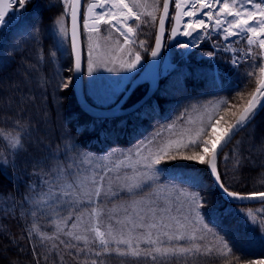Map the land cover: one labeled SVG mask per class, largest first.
I'll use <instances>...</instances> for the list:
<instances>
[{
	"label": "trees",
	"instance_id": "16d2710c",
	"mask_svg": "<svg viewBox=\"0 0 264 264\" xmlns=\"http://www.w3.org/2000/svg\"><path fill=\"white\" fill-rule=\"evenodd\" d=\"M62 12L66 13V8L61 0H32L26 2L15 24L0 31V137L16 136L22 142L19 151L9 153L11 162L6 169L0 165V250L4 254L0 257L7 260V264H93L92 252H75L81 245L67 247L61 243L46 255L45 248L37 242L32 221L46 234L63 221L70 224L76 216L85 217V212L92 211L95 192L89 200L85 195L84 203L71 200L68 209L52 212L38 199L39 191L48 184L42 185L40 181L57 180L58 184L61 180L69 181L80 174L83 155L105 152L113 145L114 136L118 144L127 145L129 127L133 132L152 137L178 120L186 102L191 105L209 95L224 97L230 103L234 97L254 91L261 78V61L257 57L244 63L234 74L236 88H227L230 84L225 85L221 75L225 56H221V63H214L203 57L197 58L199 49H196L160 80L158 91L138 111L116 119L92 118L79 108L72 88L64 87L68 75L64 68L70 65L71 57L69 46L65 50L60 47L58 24L54 23ZM133 27L137 41L144 42L145 50L141 54L146 63L155 36L152 21L140 19ZM223 86L225 89L220 90ZM146 91V83L138 86L127 99L126 106L137 102ZM150 111L155 114L149 115ZM124 119L128 120L127 127L122 123ZM262 124L264 108L249 126L235 135L218 158L217 169L229 191L240 194L264 192V164L248 161L253 151H261L260 157L264 158ZM250 127L255 129L248 136ZM4 146L0 139V153L4 152ZM181 152L191 154L190 150L183 149L176 154V163L163 168L197 177L199 184L187 187L199 193L205 202H211L212 208L205 210L207 205L202 207L206 224L201 223L204 228L199 235L201 240L189 243L187 236L173 242L171 247L191 248L195 245L201 250L182 255L154 253L155 259L152 255L132 257L99 250L97 264H248L264 259V202L235 204L223 200L216 189L209 188L213 187V182L207 165L180 159ZM83 176L87 177L84 172ZM137 191L123 196L128 193L124 191L112 197L110 208L116 216L111 217L124 223L139 220L143 215V219L151 221L156 215L155 205L150 208L147 200L156 203L154 190L146 186L142 192ZM205 191L209 192V199L205 197ZM257 211L255 223L250 216L246 218L247 213ZM110 215L111 212L100 218L97 215L99 226L106 231L108 224L104 222ZM109 227L112 230L117 227L121 235L117 224ZM220 237L229 243L231 252L224 249Z\"/></svg>",
	"mask_w": 264,
	"mask_h": 264
},
{
	"label": "rangeland",
	"instance_id": "374dc122",
	"mask_svg": "<svg viewBox=\"0 0 264 264\" xmlns=\"http://www.w3.org/2000/svg\"><path fill=\"white\" fill-rule=\"evenodd\" d=\"M30 1L32 0H27V2ZM85 1V3H89L95 0ZM125 1L126 3H129L131 6H133L134 12L139 13L143 21L147 19L152 21L151 15L149 14H154L157 17L154 22L152 21L155 31L161 10V4H159L157 0H137L140 6L136 7L133 3V0ZM256 2H259V0H256ZM227 3L230 5L236 3V6L240 7V5L244 3V0H227ZM244 6L251 9V5L244 4ZM24 7L19 8L16 4L14 15L10 16L11 23L3 29H6L10 25H13L17 22L24 10ZM182 8H184V6ZM177 11L178 10L175 8V4L172 2V8L169 17L171 24H168V31L172 25V18L176 15ZM207 11V9H204L202 12ZM233 11H235V9H233ZM68 13L69 8H66V15L62 18L67 29ZM198 15L203 16L202 13H199ZM224 18L225 17L222 14L221 19ZM85 19L87 20L88 25L93 21L90 20L89 16H85L83 23ZM227 19L231 20L233 17L228 16ZM137 21L139 20L134 19L129 24V26H131L134 31L133 39L128 45H124L123 37H121L120 34L113 30L108 24L100 23L95 26H89V29L92 27L99 28V32H90L88 29H85L82 26L84 46L83 86L85 95L97 107H109L115 104L117 97L125 92L130 81L135 76H140L147 67H150L148 62L149 60L146 63L143 61V56L141 53L144 52L145 47L141 48L139 46L141 41H137V34L135 32V28L133 27L134 22ZM184 22H186V20ZM207 22L210 27L203 31L210 32V35L203 37L199 43V47L188 48L185 50L181 47V44H187L186 39L180 40V43H177L172 47L171 56L174 66L185 61L190 52L199 49L196 53L197 58L203 57L214 61V63H221V56H225L222 59L223 67L221 69V75L223 78V73L225 70L229 69L236 74L240 71L241 66L243 67L244 63L249 62L250 60H253L257 57L260 58V66L263 68L264 56L259 55L261 50L256 46H252L253 55L251 56V59L242 58L240 60V66H233L230 61V57L236 55V53L229 51L231 53V55H229V52L224 51L223 46L228 43V41L224 40V33L216 28L213 21L207 19ZM249 23L253 24L254 22L249 21ZM229 40L232 41V43L229 44V48L237 49L238 53L242 57H244V54L249 51V47L246 44L243 36L229 37ZM59 41L60 47L65 50L68 46V37L59 34ZM61 41H63V44H61ZM89 44L92 45V58L96 63L92 76H89L87 67ZM121 45L124 46L123 51L119 50ZM136 51H138L141 55L139 64H137V66L130 71L121 68V61L130 59L128 53ZM207 53H214V57L206 55ZM108 68H114L115 70L109 72L107 70ZM64 69L68 70L66 84L68 87H72L71 63ZM263 74L264 73H261V78L263 77ZM261 78H259L260 81ZM148 80H150V78ZM225 81V85L228 83L230 84L227 88H236V85L230 82L231 80L225 79ZM223 89H225L224 86L220 88V90ZM113 90H116V94L112 95L110 100H105L104 97L106 95H111ZM253 92L254 91L250 90L249 92L238 95V97H234L230 103L227 102V108L223 103V101H226V99L221 96L208 97V95L205 97V99H201L196 103L192 102L191 105L185 103L177 122L172 125H168L164 130H162L163 132L160 131L157 134H154L152 137H149L147 134L133 132L132 128L129 127V129L126 131V133L129 135V143L127 145L118 144L116 141L117 137L114 136V138L111 140L113 145L109 146V149H105V152L99 154L88 153L83 155L81 170L79 171L80 174L77 177H74L69 181L61 180L59 184L57 180L47 182L44 179L46 182L40 181L42 185L48 184L47 187L39 191L38 199L40 198L41 204L45 205L46 209H50L52 212H56L58 209L60 210L62 208L68 209L67 206H69L70 202L72 201L84 203L85 195L86 200H89L92 198V194L95 192L97 187L101 189V195L99 197L94 194V198L92 200V211L89 208L90 210L84 213L87 215L85 216L86 218L82 215H79V217L76 216V219L74 218L70 224H67L63 221V223L54 226L52 231L48 234L44 233L40 228H37L32 221V228L36 234V239H38L37 242L45 248V254H50L52 250L61 243L67 247L81 245L82 247L77 248L75 252L77 254H81L82 252L84 254L87 252L88 254L92 252V255H94L93 262L97 264V253H99V250L105 253L117 255L120 254L116 251V249L119 248L121 252L132 257H137L140 255L147 256V253L155 248H177L176 245L175 247H171V244L173 242L181 241L182 239L170 240L164 233H168L174 237L182 235L184 238H186L189 236L188 241L189 243L193 244H195L196 241L198 242V240H201L199 235L204 231V228H201V223L203 222L206 224V220L204 219L203 209L196 208L189 198V194L195 193L187 187L192 185L191 181L189 180V178L192 176L185 175L181 171L178 172L163 168L164 165L176 163V159L173 160L165 157V159H163L160 164L149 168L146 167L149 162L145 159V157H147L150 152L155 153L159 145H163L170 140L176 141L183 139L184 142H187V140L191 136H194L195 132L200 128H205L206 131L210 132L211 129L207 127L209 121L211 120V122L214 123L221 116H223L224 119L221 121V124L218 127L221 129L227 128L228 125L235 121L236 117L244 109ZM233 113H235V115H233ZM153 114H155V112H149V115ZM182 116L184 117L182 118ZM127 121V119L122 121L124 127L128 126ZM262 128L264 129V124H262ZM254 129L255 128L250 127L247 135L250 136ZM13 138L17 137L11 135L0 137L1 142H3L5 145L4 152L0 153V165L4 169H6V166H8L11 162L9 153L16 150V147L12 143ZM178 152L179 151L176 150V146L173 145L170 149V153L172 155H176ZM260 155H262L261 151H258L257 153L253 151L248 161L252 162V164L254 163L255 165L264 164V158L260 157ZM209 157L210 154L206 155L205 160L207 161ZM191 163L199 165L201 164L195 160L191 161ZM205 164L207 165V163ZM83 172L87 175L86 178L83 176ZM82 177L85 179H82ZM69 185H71V187H69ZM146 186H151V189L154 190L153 193L155 194L156 203H154L152 199L147 200V205L150 208L153 204L155 205L153 210L155 211L156 215H153L151 221L148 222L143 219L144 217L141 214L142 216H139L141 219L132 221L127 220L128 222H124L127 223L125 226L124 223L119 222V219L117 221L115 217H111L116 216L113 209L110 208V201L112 200V197L116 196L117 193H123L124 191H127L128 193H123V196L131 194L137 190V192L140 193ZM209 188L212 189L214 186L212 187L211 185ZM151 195L152 194H150V197ZM204 195L207 199L210 198L209 192L205 191ZM210 203L211 202L205 203V205H207L205 210L210 207ZM210 208H212V206ZM93 210H95V212ZM108 212H111V215L108 219L105 218L104 223L108 224L106 231L99 226L97 222V215L98 218H100ZM136 212L137 211H135V213ZM258 212L259 211H257V213H252L250 215L251 219L253 216L257 217ZM114 224H117L118 227H120L119 232L124 238L132 240L131 247L125 243L117 244L111 239V237L107 236L108 232H112L113 235L117 237L121 236L116 230L117 227L114 230L110 229L109 226ZM140 224L145 226L137 227V225ZM152 224H156L157 227H148V225ZM161 224L168 225V227H159ZM93 227H98L100 232L105 234L104 238L109 241L107 245H101L100 237H98L96 233L92 231ZM149 233H151V239L157 241V243L148 244L144 242ZM77 236L82 237V239H76ZM83 237H87V241H85ZM137 238H139L138 245ZM105 249H107V251H105ZM133 250L139 252V255H133ZM154 253L157 252L152 251L151 255L153 256ZM158 254L161 255V253ZM0 255H4L1 250ZM0 264H7V260L0 257Z\"/></svg>",
	"mask_w": 264,
	"mask_h": 264
},
{
	"label": "snow or ice",
	"instance_id": "6c2138e0",
	"mask_svg": "<svg viewBox=\"0 0 264 264\" xmlns=\"http://www.w3.org/2000/svg\"><path fill=\"white\" fill-rule=\"evenodd\" d=\"M17 6L19 8H23L25 6V3L27 0H15ZM63 5L66 8H70L71 10V34L69 36L68 29L65 26L63 22V17L66 15V13H61L60 16L57 17L55 24H59L58 34H62L63 36H67L70 42V46L72 51L75 53V60H74V69L76 72H80L81 70V52L78 50V31H77V10L80 6V0H61ZM172 2L175 4V8L178 10L175 17L172 19L175 20V26L171 28L170 32V38L175 39L178 35H182L184 37H189L190 42L187 44H181V47L187 50L188 48H195L199 47V41L201 40L202 36L210 35V32L205 31H197V29L205 30L210 27V25L206 24L205 20L195 18L197 13V8L203 10L207 9V12H202L203 15L207 16L208 20H211L214 22V25L216 28L224 33V40L228 41L227 44L223 46L225 52H234L236 55L230 57V61L233 64V66H240V60L242 58L251 59V56L253 55L252 52V46H256L258 49H260L259 55L264 56V0H259V2H256V0H244V3L240 5V7L236 6V3L229 4L227 3V0H192V3L189 5L190 10L188 11H180L182 8L183 3H186V0H172ZM133 3L136 7H139V3L137 0H133ZM244 4L251 5V9L244 6ZM107 6L106 3H101L99 5L97 4H88L87 11L92 12L93 8H103ZM169 6H170V0H163V14L159 16V33L155 36V47L151 52V55L153 57L157 56L158 50L162 46V39L164 37L165 33V22L166 19L169 17ZM218 6V10H217ZM13 4L11 2L4 4L0 6V31L3 30L4 27H6L8 24L11 23V17L6 18L8 16V13L4 10V8L12 9ZM112 8H118L119 13L116 12H109V13H103L98 12L96 13V16L93 20L94 25H98L100 23H105L111 26L113 30L118 32L121 37H123L124 45H128L131 42L129 33H133V28L127 24V21L130 19L140 20L141 15L139 13L134 12L133 6H131L129 3H126L125 0H115V3L112 5ZM235 9V11H233ZM224 15V19H221V15ZM14 15V14H13ZM151 15V19L154 22L157 17L154 14ZM187 16V17H193L195 19H191L187 22H182L181 17ZM231 16L233 19L228 20L227 17ZM249 21H253V24H250ZM171 24V20L168 21ZM83 27L85 29H88L90 32H99V28L92 27L89 29V25L87 20L85 19L83 23ZM127 29L124 31V29ZM243 36L246 44L249 47V51L244 54V57H242L237 49H230L229 44L232 43V41L229 40V37H240ZM91 39V37H90ZM177 43H180L177 41ZM61 44H63V41H61ZM141 48L144 47V42L141 41L140 45ZM120 51L124 50V46L121 45L119 48ZM92 52L93 48L92 45L89 44V52H88V74L89 76H92L94 67L96 66L95 61L92 58ZM54 55V54H53ZM130 59L128 60H122L121 61V68L126 69L130 71L131 69L135 68L137 64H139L141 60V55L138 51L136 52H129L128 53ZM206 55L210 57H214V53H207ZM71 70V69H70ZM109 72L114 71V68H108ZM261 73H264V68L260 69ZM72 80L74 82L75 77H72ZM64 87H68L67 84L64 85ZM116 94V90H113L111 95H106L104 97L105 100H110L112 95ZM264 82H261L260 86L257 87L255 93L252 94V98L247 101L246 106L244 107L243 111L239 114L238 119L234 124L228 125L227 128H219L218 126L221 124V121L224 119L223 116H221L219 119H217L214 123L209 121L208 128L211 129L210 132L206 131L205 128H200L198 131L195 132L194 136H191L187 142H184L183 139L176 140V141H168L163 145H159L157 147V151L155 153L150 152L147 157H145L146 160H148V164L146 167L151 168L154 165H158L161 163L165 157L169 159H177L176 155H172L170 153V149L173 145L176 146L177 151H181L182 149H188L191 151L190 155H184L181 152L180 159L188 160V161H198L201 164L207 163L210 165L209 173L214 175V179L218 181V187L221 188L222 191L225 192L226 195L233 199L238 200H244V199H253L256 197L261 198V202H264V192L259 193H251L247 195H243L240 193H236L233 191H229L228 187L224 185V183L221 181L220 173L217 170V165L215 163L216 156H217V148L219 146L220 152L223 151V148L227 146L228 143L231 142L232 138L237 134L238 131L242 130L244 127H247L248 124L252 122L253 119H255V116L257 114V111L259 108H264ZM226 108L228 107L227 101H223ZM85 110L91 111L87 103L84 105ZM235 107V106H233ZM230 110V109H229ZM95 115H99L94 113ZM235 115V113H233ZM219 133V134H218ZM13 145L16 147V150L19 151V149L22 147V142L20 138H13L12 141ZM209 159L206 161L205 156L209 155ZM158 171V170H157ZM264 179V178H262ZM189 180L193 185H198L199 180L197 177H190ZM138 186V185H137ZM71 187V185H69ZM95 195L99 197L101 195V189L97 187L95 189ZM189 198L193 205H195L196 208H202L205 205V201L201 198L199 193H191L189 194ZM95 212V210H93ZM251 213L246 214L247 216H250ZM252 222L255 223V216L252 217ZM145 225L140 224L137 225V227H144ZM75 227V225H74ZM150 228H156V224L148 225ZM159 227H168V225L161 224ZM183 227V226H181ZM208 231H212V228H208V225L204 226ZM215 225H213V228ZM92 231L96 233L98 237H100V243L101 245H107L108 240L104 238L105 234L101 233L98 227H93ZM168 236V238L171 239H183L184 237L182 235L180 236H171L168 233H164ZM107 236L111 237L113 241H115L117 244L125 243L128 244L129 247H131L132 240L124 238L122 235L120 237H117L113 235L112 232H108ZM76 239H82V237L77 236ZM85 241H87V237H83ZM221 241L223 242L224 249H227L228 252H231V248L229 247V243L227 241L223 240V237H220ZM145 243L148 244H155L157 241H154L151 239V233L148 234V237L144 240ZM139 243V238H137V245ZM201 249L199 246H192L191 248H155L152 251H155L157 253H161L164 255H182L189 251L199 252ZM107 251V249H105ZM116 251L120 254H125L120 251L119 248L116 249ZM152 251H149L147 254L151 255ZM206 251L210 252L211 249H206ZM133 255H139V252L133 250ZM99 255V253H97ZM153 259H155V256H153ZM95 264V262H93ZM249 264H264V259L260 260H254L249 261Z\"/></svg>",
	"mask_w": 264,
	"mask_h": 264
},
{
	"label": "water",
	"instance_id": "95a60500",
	"mask_svg": "<svg viewBox=\"0 0 264 264\" xmlns=\"http://www.w3.org/2000/svg\"><path fill=\"white\" fill-rule=\"evenodd\" d=\"M9 2L13 3V2H15V0H0V6H2L4 4H7ZM191 3H192V0H186V3H183L182 7L184 6V8H188ZM83 4H84V0H80V6L78 7V10H77V16H78V20H77L78 45H77V47H78V50H80V52H81V70H80V72H76L75 69H74L75 53L72 51L71 46H70V42H69L70 54H71V59H72V77H75L74 82L72 80V90H73L75 99H76L80 109L83 112H85L87 115H89L91 117H94V118H101V119L102 118L103 119L116 118V117H121V116L130 114V113H133L134 111L138 110L149 98H151L153 96V94L158 89V84H159L160 78H162L165 75L170 73L171 68H172L171 67L172 62H171V57H170V48H171V46L174 43H176L177 41L181 40L182 36L178 35L175 39H172V38H170V35H169V39H168V42H167V45H166V50L164 51L165 37H166L167 25H168V21H169V17H168V19H166V22H165V33H164V37L162 39V46L158 50L157 56H155V57H153L152 55L150 56L149 64L151 65V80L148 83V90H147L146 94L138 102H136L133 106H131L129 108H123V106L125 104V101L131 95L133 90L139 84L144 82L142 77L139 76V77L134 78L131 81L128 89L126 90V92L122 95V97L119 99V101L115 105H113L112 107H108V108H98V107H95V106L91 105L86 100L85 94H84V88H83V84H82L84 52H83V43H82L81 23H82ZM89 4H97V5H99L100 3L99 2H91ZM162 5H163V1H162ZM162 5H161V10H160L159 16L163 14ZM171 5H172V0H170L169 15H170V11H171ZM99 9H100V7H97V8H93L92 12H88L87 11L89 16H90V18H94L93 11L94 10H99ZM4 10L8 14L13 13V8L10 9V10L7 9V8H4ZM203 10L198 8L196 15H198L199 13H202ZM184 20H185V17L183 18L182 22H184ZM174 26H175V20L173 19L171 28L174 27ZM170 32H171V29H170ZM68 33H69V36H70V34H71V10H70V8H69V17H68ZM158 33H159V17H158V20H157L155 36ZM154 47H155V39H154V44H153L152 50L154 49ZM261 82H264V75H263V78H262ZM261 82L259 83L258 87L260 86ZM85 103H87V105L89 106L91 111L85 110V107H84ZM262 103H264V101H262ZM261 110H262V108H259V110L257 111L256 116L260 113ZM94 113L99 114V115H95ZM238 117H239V115L236 117L235 121L232 124H234L236 122ZM244 128H246V127H244ZM242 130H240V131H242ZM240 131H238L237 134ZM225 148L226 147H224L223 150ZM220 154H221V152H220L219 146H218V148H217V156H216V161H215L216 165H217V161H218V158H219ZM209 168H210V165L207 164L208 173H209ZM209 175H210V177L212 179L214 188L217 190L218 194L221 196V198L223 200L231 202V203H235V204H257V203H263V202H261V198H259V197H256V198H253V199H244V200H238V199H233V198L229 197L228 195L225 194L224 191L221 190V188L218 187V183L219 182L214 179V175H212L210 173H209ZM243 195H247V194H243Z\"/></svg>",
	"mask_w": 264,
	"mask_h": 264
},
{
	"label": "bare ground",
	"instance_id": "6f19581e",
	"mask_svg": "<svg viewBox=\"0 0 264 264\" xmlns=\"http://www.w3.org/2000/svg\"><path fill=\"white\" fill-rule=\"evenodd\" d=\"M98 1H99L100 4H101V3H106L107 6H105V7H103V8H100L99 10L95 11V16H96V13H98V12L109 13V12L111 11V12L119 13V9H118V8H112V5L115 3V0H98ZM125 2H126V1H125ZM188 10H190V8H189V9H185V10L183 9V10H181V11H188ZM182 17H185V16H182ZM182 17H181V19H182ZM186 17H187V16H186ZM195 18H199V19L205 20L206 24H208L207 19H206V16H204V15H203V16H201V15H196ZM195 18H193V17H187L186 22L189 21V20H191V19H195ZM133 20H134V19H130V20H128V21H127V24L129 25L130 22L133 21ZM89 26H95V25L93 24V21H92L91 23H89ZM126 30H127V29L125 28L124 31H126ZM197 31H203V30H201V29H197ZM129 36H130V39H131V41H132V39H133V33H129ZM203 37H204V36H202L201 40L203 39ZM185 39H186L187 43L190 42V38H189V37H185ZM201 40L199 41V43L201 42ZM263 68H264V65H263ZM141 77H142L143 80H148V79L150 78V67H147V68L143 71V73L141 74Z\"/></svg>",
	"mask_w": 264,
	"mask_h": 264
},
{
	"label": "flooded vegetation",
	"instance_id": "af4514ba",
	"mask_svg": "<svg viewBox=\"0 0 264 264\" xmlns=\"http://www.w3.org/2000/svg\"><path fill=\"white\" fill-rule=\"evenodd\" d=\"M87 4V3H86ZM86 4H85V6H86Z\"/></svg>",
	"mask_w": 264,
	"mask_h": 264
}]
</instances>
